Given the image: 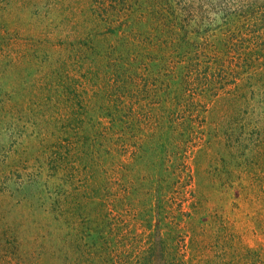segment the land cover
<instances>
[{
    "label": "rangeland",
    "instance_id": "1",
    "mask_svg": "<svg viewBox=\"0 0 264 264\" xmlns=\"http://www.w3.org/2000/svg\"><path fill=\"white\" fill-rule=\"evenodd\" d=\"M0 264H264V0H0Z\"/></svg>",
    "mask_w": 264,
    "mask_h": 264
}]
</instances>
